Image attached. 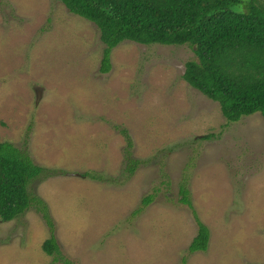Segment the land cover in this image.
<instances>
[{
	"label": "rangeland",
	"instance_id": "374dc122",
	"mask_svg": "<svg viewBox=\"0 0 264 264\" xmlns=\"http://www.w3.org/2000/svg\"><path fill=\"white\" fill-rule=\"evenodd\" d=\"M102 49L97 25L59 0H0V141L48 170L27 188L47 203L60 253L73 264L264 262L260 112L226 121L181 76L188 44L124 38L107 71ZM122 127L139 159L130 174ZM180 184L209 229L205 250L187 249L196 222ZM48 236L32 205L0 220V264H64L42 250Z\"/></svg>",
	"mask_w": 264,
	"mask_h": 264
},
{
	"label": "trees",
	"instance_id": "16d2710c",
	"mask_svg": "<svg viewBox=\"0 0 264 264\" xmlns=\"http://www.w3.org/2000/svg\"><path fill=\"white\" fill-rule=\"evenodd\" d=\"M59 1L97 25L103 43L101 71L110 68V49L124 38L148 44L185 43L194 56L184 61L182 78L215 100L226 121H236L254 111L264 119V0ZM119 130L126 142L124 169L130 174L139 159L131 157L127 130ZM47 172L32 160L25 147L0 141V220L12 219L34 206L49 229L42 250L58 256L64 264H73L60 253L47 203L27 188L29 180ZM83 174L101 177L90 171ZM179 194V201L190 208L196 222L187 249L205 250L209 229L198 218L184 184H180ZM150 200L151 195L146 194L142 203L146 205Z\"/></svg>",
	"mask_w": 264,
	"mask_h": 264
},
{
	"label": "water",
	"instance_id": "95a60500",
	"mask_svg": "<svg viewBox=\"0 0 264 264\" xmlns=\"http://www.w3.org/2000/svg\"><path fill=\"white\" fill-rule=\"evenodd\" d=\"M39 88H36L35 91H38Z\"/></svg>",
	"mask_w": 264,
	"mask_h": 264
}]
</instances>
